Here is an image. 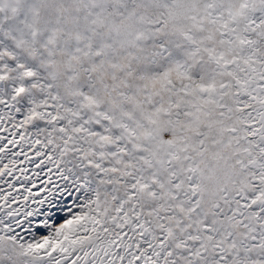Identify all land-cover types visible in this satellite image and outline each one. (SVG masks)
Segmentation results:
<instances>
[{"label": "snow or ice", "instance_id": "1", "mask_svg": "<svg viewBox=\"0 0 264 264\" xmlns=\"http://www.w3.org/2000/svg\"><path fill=\"white\" fill-rule=\"evenodd\" d=\"M0 264H264V0H0Z\"/></svg>", "mask_w": 264, "mask_h": 264}]
</instances>
